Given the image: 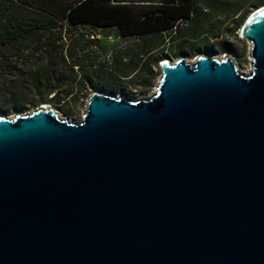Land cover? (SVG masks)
<instances>
[{
  "label": "water",
  "instance_id": "1",
  "mask_svg": "<svg viewBox=\"0 0 264 264\" xmlns=\"http://www.w3.org/2000/svg\"><path fill=\"white\" fill-rule=\"evenodd\" d=\"M234 61L160 64L154 96L0 117V264H264V5Z\"/></svg>",
  "mask_w": 264,
  "mask_h": 264
},
{
  "label": "trees",
  "instance_id": "2",
  "mask_svg": "<svg viewBox=\"0 0 264 264\" xmlns=\"http://www.w3.org/2000/svg\"><path fill=\"white\" fill-rule=\"evenodd\" d=\"M262 5L264 0L224 1L217 9L223 21L212 23L218 13L204 10L201 0H0V69L22 64L30 51L41 53L43 63L32 75L15 76L18 96L28 100L20 108L75 102L85 85L88 55L80 49V41L69 45L66 35L87 27L116 29L122 38L144 40L142 55L156 54L151 59L158 66L170 60L169 50L182 52L188 45H201L223 22L233 21L239 28L247 13ZM133 63L129 65L136 69L139 63Z\"/></svg>",
  "mask_w": 264,
  "mask_h": 264
},
{
  "label": "rangeland",
  "instance_id": "3",
  "mask_svg": "<svg viewBox=\"0 0 264 264\" xmlns=\"http://www.w3.org/2000/svg\"><path fill=\"white\" fill-rule=\"evenodd\" d=\"M224 1L233 3L234 0H201V5L204 10H209V13H218L219 5ZM254 10L252 9L247 13L239 28H236L237 23L235 24L233 21L223 22L213 35L203 39L201 45L199 43L195 44L194 47L188 45L182 52L177 49L169 50L170 63L181 58L192 63L201 56H211L218 59L230 57L238 72L249 74L252 62L250 43L242 39L241 30ZM57 19L60 24L65 25V21L60 18ZM223 19L224 16H220L218 13L213 18L212 23L215 21L221 23ZM235 19L234 21L238 22L240 17ZM165 35H167L165 39L168 40L169 34ZM66 39L69 45H74L76 40L80 41V49L85 51L88 58L84 62L85 85L82 87L79 99L75 102L58 101L55 104H45L60 119L67 120L72 124L80 123L88 98L94 92H105L133 100H147L155 95L162 76L160 64L158 66L153 64L151 58L156 54L142 55L144 40L141 38H122L118 36L116 29L93 30L87 27L66 35ZM168 42L166 47L169 45ZM31 47L33 49L34 46ZM41 58V53L33 54L30 51L22 64L12 66L11 69H0V82L3 84L0 86V109L6 111V113H0L1 116L12 119L16 115L31 114L42 106V104L33 105L27 110H22L20 107L28 100L18 96L17 86L14 82L16 75H32L35 67L43 63ZM134 61L139 63L136 69L129 65ZM54 96L55 94L51 97Z\"/></svg>",
  "mask_w": 264,
  "mask_h": 264
},
{
  "label": "bare ground",
  "instance_id": "4",
  "mask_svg": "<svg viewBox=\"0 0 264 264\" xmlns=\"http://www.w3.org/2000/svg\"><path fill=\"white\" fill-rule=\"evenodd\" d=\"M222 58H223V57H222ZM224 59H225V58H224ZM244 72H245V71H244ZM134 101H136V100H134ZM47 107H49V106L44 104V105H42L40 108L43 109V108H47ZM0 117H1V115H0ZM14 117H15V116H14ZM14 117H13V118H14Z\"/></svg>",
  "mask_w": 264,
  "mask_h": 264
},
{
  "label": "clouds",
  "instance_id": "5",
  "mask_svg": "<svg viewBox=\"0 0 264 264\" xmlns=\"http://www.w3.org/2000/svg\"><path fill=\"white\" fill-rule=\"evenodd\" d=\"M161 64V63H160Z\"/></svg>",
  "mask_w": 264,
  "mask_h": 264
}]
</instances>
